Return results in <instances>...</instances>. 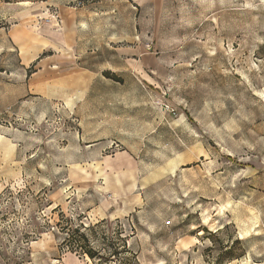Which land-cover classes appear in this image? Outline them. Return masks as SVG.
<instances>
[{
	"label": "rangeland",
	"instance_id": "1",
	"mask_svg": "<svg viewBox=\"0 0 264 264\" xmlns=\"http://www.w3.org/2000/svg\"><path fill=\"white\" fill-rule=\"evenodd\" d=\"M56 1L0 2V264H264V0L70 2L67 85Z\"/></svg>",
	"mask_w": 264,
	"mask_h": 264
},
{
	"label": "crops",
	"instance_id": "2",
	"mask_svg": "<svg viewBox=\"0 0 264 264\" xmlns=\"http://www.w3.org/2000/svg\"><path fill=\"white\" fill-rule=\"evenodd\" d=\"M75 0H57L55 5L57 6L62 24L65 25V39L64 44L62 45L64 50H71L74 52V55H76V59L78 63H80L79 66L72 68H64V63H67V59H63L62 62L59 61L57 65L54 66L55 69H52L49 65L46 68H42V80L44 82L49 83L50 80H52V77H56L58 82H62L64 85L66 84V81H68V78L71 79H77L78 77H88V74L91 72V70L88 68V66H84L85 63H87L89 56L97 57L98 53L95 52H87V50H90L91 44H89L88 41H84L82 39H77L75 36V32H77L76 27V21H77V11L78 9H75V7L70 6V2H74ZM72 27V38L71 35L67 32V30H70L68 27ZM85 27H81L80 30H85ZM87 30V29H86ZM67 32V33H66ZM74 32V33H73ZM127 33L122 32H116L112 33L110 36H107V40H105L103 37H101V41H98V47L104 48L106 51L110 52V54L114 53V56L116 57V60L121 64L120 67H111L109 65H104L103 68H101V71L110 70L109 72L114 73L118 72L117 70H120L119 72H125L127 73L129 71V65L131 62H133V68L135 71H140L139 65L142 66V60L144 59L146 61V58L149 60L151 59L148 52H146L142 46L136 45L132 46V53L136 55L137 60L130 61L129 60V45L126 41ZM97 48V47H96ZM90 54V55H88ZM49 62V61H48ZM61 62V63H60ZM62 64V65H60ZM87 67V68H86ZM118 78L121 79L118 75H116ZM122 80V79H121ZM82 89V87L80 88Z\"/></svg>",
	"mask_w": 264,
	"mask_h": 264
},
{
	"label": "trees",
	"instance_id": "3",
	"mask_svg": "<svg viewBox=\"0 0 264 264\" xmlns=\"http://www.w3.org/2000/svg\"><path fill=\"white\" fill-rule=\"evenodd\" d=\"M2 1L3 2H13V1H19V0H0V2ZM106 74H108V76H113L112 78L116 80H120L118 77H115L109 72H106ZM69 230H70V233H68L67 237L64 238V241L67 242L68 246H70V249L72 250H77V248H79L80 250H83L86 246V243L87 245L89 244L88 237L83 232H79L80 230L79 227L70 226ZM84 250H85L84 252H86L90 258L94 257L93 253L88 248ZM112 253L114 254V252Z\"/></svg>",
	"mask_w": 264,
	"mask_h": 264
}]
</instances>
